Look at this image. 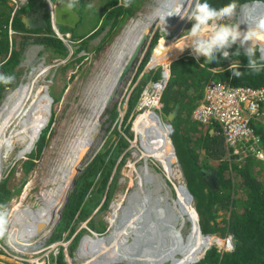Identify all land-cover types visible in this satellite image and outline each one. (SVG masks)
Here are the masks:
<instances>
[{
    "label": "rangeland",
    "instance_id": "374dc122",
    "mask_svg": "<svg viewBox=\"0 0 264 264\" xmlns=\"http://www.w3.org/2000/svg\"><path fill=\"white\" fill-rule=\"evenodd\" d=\"M87 2L93 7H95L96 10L101 8V2L99 0H87ZM162 3L163 2L160 0H147L144 3L142 9L136 14V16L127 21L119 30H117V33L112 35L108 40H105V38L108 34L109 26H107L106 29H103L100 35H98L96 38L90 40V43L86 49L78 52L76 51V48H74V50L71 52L72 55L68 53L69 57H66V59L53 56L50 52L44 51L43 47L38 44H33L31 42L28 44L25 52V60L15 68V70L17 71L18 69L23 68L25 66L24 72H19L18 74L22 73L20 78L17 80L14 79L13 84H11L8 88L3 89L1 93L2 99L0 100L1 126L5 121L8 112L12 108L13 103L17 100L19 87L22 85V83L28 84L30 81L33 82V99L31 102L32 107L30 112V116L32 115V118H29V125L26 135L22 140L20 139L21 141H18L16 143L15 148L13 149L7 160L4 162V169L2 173L4 177L9 179L8 188H11L12 191H14V196H12L11 199L14 197L16 198L20 194L22 195L25 191L26 186L30 184L27 198L25 200L18 199V201H16L15 203L17 205L18 203H21V207H19V214H21L25 218L26 215L23 213V211L38 210L44 205V199H52L55 194L51 195L50 193L55 188L57 189L61 183L63 184L61 180L54 182L53 175L55 174L56 170L59 174L61 173L60 169L62 167L63 169L67 168V165H65L64 162L65 160H67L66 156L70 149V146L68 147V145L73 144L79 138H90L93 140V146H90L89 149H87L86 153H84V157L82 158L80 165L75 168L76 170H80H75V172H79V174L81 175L83 169L92 161L97 151H99L101 147L102 152H106L109 148L114 149L115 146H117L118 144L120 136H122L121 132H123L124 127L129 126L133 128L134 125L132 124L136 122L137 118L140 115L144 114V112H141L138 115V113L135 114V112H133L134 109L131 110L130 107L135 101L133 100L132 105L130 104L131 106H128V109L131 114L125 116L126 119L122 125V120L119 121V119L121 118L120 113L122 115L123 110L125 109L124 105L127 101V94L128 92L130 93L131 89L135 86L136 81L139 79L140 75L143 72V69L149 61L148 55L143 60V64L141 63L140 65L138 63L134 66L132 73L125 80L124 84L121 86L117 95L111 103V107L115 104L117 105L116 107L118 114L115 115L116 119L112 124L114 125L113 127L109 125L113 122V119L115 117L111 118L112 116L109 115L108 111L105 112L104 110L101 115H98V120L94 119L96 114L93 112V110L97 107L96 104L99 103V98L102 100L105 94L103 87L102 89H99L101 91L98 90L97 92L96 86H99V82H103L105 79L108 80V83L104 84L105 86L110 84V82L112 81L113 78H110V62H108L109 54L112 55V53H114L112 48L114 45H116L118 38L123 35L124 30L131 23L135 24L138 18H142L143 21H146L148 19V16L154 13V8L157 7L160 9L163 5ZM167 3L169 4L168 1ZM246 3L239 4V6L237 7L236 14L234 15V17H232L233 22L239 23L240 11H243L245 7L248 8L255 6L260 8L261 10H264V5H251L243 7L242 5H245ZM75 7L76 6L74 4V9ZM169 7L170 6L168 5V8ZM80 21L81 22H79L76 30L72 31L75 36L74 39L87 35L90 29L93 27V24L95 23V18L91 17L87 19L85 17L83 18V20ZM154 22L155 25L157 24V26H159L158 29L160 31H158L156 34L160 36V42L152 47V53H155L157 49L160 48L164 40H174V38H176V40L172 44L173 46L168 48L166 51H163L166 52V54H171L172 57L175 58L176 55H178L176 51L180 50L185 45V40L182 36L185 31L192 27V22L190 21L187 28L184 29V31L180 35L175 34V37H168L165 32L161 31V29L166 24L165 21H162V16L157 17ZM252 22L253 21L249 19L247 20V23H245L242 19L241 25L243 26H241V29L244 30V28L248 27V24H251ZM155 25L153 26L154 29ZM175 27L172 28L174 29ZM59 29L63 33H65V31L67 30V28H64L61 25H59ZM178 32L179 31H177L176 33ZM11 34H14L13 30H11L10 35ZM75 44L77 43L75 42ZM185 48L188 49V47ZM70 49L71 48H69L68 50ZM186 49L183 50V53L186 51ZM159 55L160 56L157 59L156 65L159 64V61H161L162 55ZM78 59H81V61H78ZM173 62L174 61H172V69H174L175 67ZM69 63L70 66L65 69L64 67ZM148 68L155 69V63ZM117 69V67L114 69V73H116ZM155 72L156 71L153 70L152 76L155 74ZM172 72L174 73V71ZM152 76L147 80L143 79V83L139 85V88L135 91L136 99L142 89L146 86V84H148L150 81L156 80V78H152ZM52 98L54 99L53 101ZM92 106L93 108H91ZM159 116L162 119V116ZM49 117L52 122L50 123L51 126L49 127V129L43 132V138L45 139L46 143L42 151V157L37 159L35 161L36 163L34 162L33 169L27 172L23 165V161L26 159H21L19 155L20 153L25 154L28 150H30L31 146L36 143L39 132L42 130L43 126L47 124ZM168 117L169 116L162 119L167 130L170 129ZM115 126L116 129L114 130ZM110 127L111 129H113L111 130ZM82 132H84V134ZM135 134L136 132L133 133V138L131 139L134 145L129 144V146L124 150V152L118 156V159L114 165L112 173L116 172L118 163L122 160H125L120 168L119 174H117L118 180H115V183L112 187V191L109 192V199L111 200L108 207H104V201L106 197L103 198L102 194L100 193L94 192L90 199V192L87 198L84 201L82 200L83 203L79 202L78 199V196L82 193L80 190L76 193V197H72V199L74 198L75 203L79 202L81 205L80 207H84V212L85 214L87 213V216L89 217L87 218V220L79 223L78 225H74L75 229L72 235H70L69 232L72 229L73 225L70 226V230L66 231L62 237L63 239L65 238L64 240L67 241L69 246L68 256L66 257V261L69 264H182V261L184 260L193 259L191 258L189 251L191 244L194 242L195 231L197 230L201 235H203L200 232L198 226V215H196L195 209L192 212L188 213V215L186 216L184 226H181L182 230H180V232L175 235H171V242H169L168 240L166 241V238L161 235L162 237L160 238V240H164L165 243L167 242V245L171 243V249L167 250V247L164 249H160V245H157L156 248L159 249V253L157 252L158 254H155L154 251L151 257H145L143 259H139V257L143 256L144 254L142 252H144V248L146 247V240L149 241L151 240V238L147 239L149 238L147 236H145V238H142V236L137 233L133 234L129 238L131 234H127V228L121 226V224L124 223V218L130 216V213L128 214L130 208L133 209V212H131V216L133 217V219H137L140 221L142 218L141 213L137 210L136 206L133 205H135V203H138L145 208V199L142 196L136 198L133 193L136 192L139 187V177L146 176V172L144 171L145 167L150 169L149 172L151 174L149 175L152 176L151 184L149 182L147 186H152L151 188L153 189L152 195L154 200L155 197L159 198L160 196H165L166 194L169 195L168 199H171L172 196H175L173 187H176L174 186V184L179 185L184 180V177L180 175L182 174V171L179 167V164L174 165L173 168H177V171L180 176L176 178L175 176L174 178L170 177L168 171L165 169V162H157L156 160V148H145L143 143L140 141V137L136 138L137 134ZM137 139L138 144L136 141ZM166 142L168 143H166L168 148L167 150L168 152H171L172 144L170 137L166 139ZM144 153H146L147 155H145ZM169 182H171L172 185H170ZM16 189L21 190L19 192V190L16 191ZM64 197L65 191L62 194L61 201ZM4 198V203L6 204V206L3 207L2 211H4L3 213L5 215V218L1 220L0 224L3 226L2 233L6 234V230L11 225L10 220H12L10 219L11 217L8 214V209H11V205L14 202H12L11 199L10 201L9 197ZM177 198L178 195L173 199L176 200ZM133 199L135 200V203H133ZM88 200L90 201L88 202V204H86ZM128 200L130 201L129 204L127 203ZM188 200L189 203L194 206L192 198H190V196H188ZM66 203L67 202L64 203V206L66 205ZM100 203L103 205H101ZM64 206L59 208L57 211L55 209L51 211V213H54L52 222L56 223L57 221H59V219H61L60 215L61 212H63ZM178 206L180 208V203H178ZM71 210H73V207L71 208ZM82 212L80 211V214H82ZM158 212L162 217V221L157 226L158 230H160V227L163 226L162 223L165 224V221L167 220L169 214L166 213L167 217H165L163 216L164 214L162 211ZM224 214L225 212L223 210L219 212L220 217H218V221L222 220ZM78 216L79 213H76L75 220L76 218H78ZM113 216L115 217V220L120 222V226L119 224H113L111 226V224L113 223ZM148 219L149 218L147 217V220ZM69 221L71 220H69L68 218L67 222ZM148 221H150V219ZM21 222L27 224L30 222V220L22 219ZM70 223L71 222H69L68 224ZM92 231L97 232V234L101 236L93 235ZM121 231H123V233ZM77 233L81 234V239H79L80 242L76 246L74 252L70 253V245L72 244L74 237L75 235H77ZM164 234L167 235L168 233ZM107 236H110L112 239L115 240L117 244L116 250H127L131 248L133 252L141 253H138L136 255L132 254L131 252L125 253L123 251L121 252L124 255L123 257L115 254L113 255V257H110L108 255V252L110 250H103L100 247V241L102 240V237L109 238ZM122 236L129 239H124ZM213 236L218 237V235ZM15 239L18 240L17 237H15ZM205 239H208L210 241L211 238L205 237ZM220 240L222 242L226 239L221 238ZM144 242L145 244H143ZM220 244L221 243H219V245ZM208 245L206 247H208ZM221 248H227L225 242L221 244ZM200 253L199 255H197L196 259L201 255ZM152 257H154L155 259H152ZM0 258L3 259H0V261L4 262V260H6L5 257H3L1 254ZM191 261L192 260H190L189 262Z\"/></svg>",
    "mask_w": 264,
    "mask_h": 264
},
{
    "label": "trees",
    "instance_id": "16d2710c",
    "mask_svg": "<svg viewBox=\"0 0 264 264\" xmlns=\"http://www.w3.org/2000/svg\"><path fill=\"white\" fill-rule=\"evenodd\" d=\"M99 1L101 8L97 10L92 5L89 8L87 0V3L85 0L72 2L75 4V10L79 13L81 20L85 17L87 19L95 18V23L89 33L75 38L76 40L72 31L76 30L79 23L75 28L63 26L67 28L65 32L72 34V40L77 43L75 47L78 52L86 49L90 40L100 35L107 26H109V31L105 40H108L127 21L136 16L147 0H132L131 6L127 8L123 7L119 0ZM251 1L264 0H233L237 7L240 3ZM210 2L216 6H221L229 3L230 0H210ZM251 5L262 6V4H248L246 6ZM13 9L14 7L8 0H0V73L12 74L15 80L20 78L22 73H18L24 72L25 66L17 71L15 68L25 60L26 48L30 42L42 46L44 51L50 52L55 57H67V47L50 26L45 0H27L26 4L14 15L12 14ZM33 13L45 17L49 26L30 29L24 22V18ZM11 30L14 31V34L10 35ZM159 42L160 36L156 34L152 47ZM260 47L264 54L263 45ZM234 50L235 48L232 49V51ZM232 60L241 64L240 70L243 75L239 79L231 78V73L227 70L231 60H221L216 63L206 61V57H200L199 62H197L194 55L187 53L174 62L175 67L172 69L174 73L172 72L165 93L163 112L169 115L177 111L172 121L174 128L172 138L188 188L196 201L201 230L204 234L220 237L231 235L233 237V249L231 251L221 252L213 245L205 256L195 264H264V161L255 159L250 155L243 160L237 159V155H233L229 159L219 125L211 123L204 126L203 128L206 130L203 132L198 123L192 119L194 108L200 103L206 86L212 82L226 83L233 87L264 86V70L257 74L246 69L247 58L244 56H234ZM69 66L70 63L64 68ZM151 76L152 74L144 79L147 80ZM152 78H161L160 71L155 72ZM10 85H0V100L3 89ZM138 88L139 85L134 91ZM135 95L136 93L131 95L129 102L131 98L135 99ZM131 103L133 102L131 101ZM108 111L112 116L111 118L117 114L115 107ZM125 132L127 136L133 137L129 128H126ZM45 143L42 135L24 164L27 172L32 170L34 162L42 157ZM128 145V140L120 136L114 149L109 148L106 152L100 151L86 166L77 181L74 192L63 208L62 218L53 232L52 240L61 239L64 233L70 230L71 225L73 226L69 233L72 235L75 229L74 225L87 220L89 216L87 213L85 214L84 207H80L79 202L84 201L90 192V199L94 192L102 194L103 198L106 197L104 207H108L111 200L109 199V192L112 191L111 186L114 185L115 180H118L117 174H119L125 160L118 164L113 178H111L112 171L118 156L124 152ZM262 146L264 147V136H262ZM214 172L217 176L218 187L211 189L206 181ZM8 180V178L4 179L0 185L1 202L5 201L4 197L11 198L14 195V191L8 188ZM110 180L112 183L109 185ZM79 190L82 193L78 196L79 202L75 203L72 197H76ZM72 207L73 210H71ZM222 210L225 214L222 220L218 221L219 212ZM80 211H83L82 214ZM76 213H79V216L75 220ZM68 218L71 220L69 221L70 224L67 222ZM79 239H81V234L77 233L70 245V253L76 249L80 242ZM57 264H69L64 253L59 255Z\"/></svg>",
    "mask_w": 264,
    "mask_h": 264
},
{
    "label": "bare ground",
    "instance_id": "6f19581e",
    "mask_svg": "<svg viewBox=\"0 0 264 264\" xmlns=\"http://www.w3.org/2000/svg\"><path fill=\"white\" fill-rule=\"evenodd\" d=\"M160 1L163 2L162 3L163 5L160 9L155 7L154 13H152L150 16H148V19L146 21H143L142 18H140V19L138 18V20H136L137 22L135 24L131 23L124 30L123 35L120 38H118L116 45L113 46L112 50L114 53H112V55L109 54V60H108V62H110V64L108 63L110 65V78L112 77L113 79L111 78L112 81L110 82V84H108L106 86L104 84L108 83L107 79H105L103 82L100 81L99 86H96L97 92L99 89H102V87H103L105 94H104V97L102 100L99 98V103L96 104L97 107L93 110V112L96 114V116L94 118L95 120H98V115H101V113L103 112L104 102H105L107 96L109 95L110 88L113 86V84H114V82L118 76V73L122 70L125 62L129 58V56L132 53L137 42L139 41V39L143 35L146 26L151 25L152 23H154V20L157 17L162 16V21H165L166 24L161 29V31L165 32L168 37H171V36L175 37V34L180 35L184 31L186 25L188 24L189 20H187V18L181 19L179 15L173 14V13H179V12L183 11L186 14L188 12V10L191 8L190 0H160ZM167 1L169 2V4L167 3ZM252 3L264 5V1H258V2L253 1ZM168 5L170 6L169 8H168ZM165 9H167V10H165ZM168 15H170V16H168ZM259 16H264V10H261L260 8L255 7V6L248 7V8L245 7L243 9V11H241V14H240V17H242V19L244 20L245 23H247V20L251 19L253 21L254 18H257ZM242 19L240 18V23H241ZM171 25H172V27H175V26L176 27L173 29L171 27ZM241 26H243V25H241ZM158 27L159 26H157L156 28H158ZM246 29H247V27L244 28V30H246ZM158 31H160V30L158 29L156 31V33ZM177 31H179V32L176 33ZM156 33H155V35H156ZM175 40H176V38H174V40H171V39L164 40V42L162 43L160 48H158L155 53L153 52L154 54L152 53L153 55L151 54V50H150V52L146 53L149 56V61L147 62L145 68L143 69V72L140 75L139 79L136 81L135 86L131 89L130 93L128 92L127 100L128 99L130 100V97H131L133 91L135 90V88L141 84V82L144 78H146L147 76L152 74L153 70L158 72L159 66H161V64H165V66L168 67L169 63H171L172 60L176 59L177 57H179L180 55L183 54V50L186 48H184L182 51H181V49L177 50L176 52L178 55H176L175 58L172 57L171 54H166V52H163V51H166L168 48L172 47L173 46L172 44L174 43ZM259 43H260V45H263V49H264V41H260ZM151 49H152V44H151ZM159 54L162 55L161 61H159V64L156 65L157 59L160 56ZM154 63H155V69H152V68L149 69L148 67H150ZM116 67L118 69L116 70V73H114V69ZM104 78H106V77H104ZM32 91H33V82L32 81H30L28 84L22 83V85L19 87V90H18L17 100L13 103V106L10 109V111L8 112V114L5 118V121L0 126V178H1V175L3 173L4 162L7 160V158L9 157L11 152L13 151L16 143L18 141H21L24 138V136L26 135L28 125H29L28 124L29 118L30 119L32 118V115L30 116L31 107H32L31 102L33 99V97H32L33 92ZM99 91H101V90H99ZM8 97H9V95H8ZM126 103H127V101H126ZM91 108H93V106ZM120 116H121V118H123L125 116V112H123L122 115L120 113ZM133 128L137 134V137H140V141L143 143L145 148H153V147L156 148L155 149V157L157 158L156 160L158 162L159 161L165 162V169L169 173H171V177L180 176L181 174L179 175L177 168L174 169L172 166L173 160H174L173 159L174 151H173V149L171 152H168V150H167L166 139L169 137V135H168L169 129L167 130V128H166L165 124L163 123L161 117L152 110H145L144 114L140 115L137 118L136 122L134 123ZM82 133L84 134V132H82ZM41 134H42V130L39 132L38 136L40 137ZM89 139L88 138L87 139L86 138H79L73 144L68 145V147L70 146V149H69L68 154L66 156L67 160H65V162H64V164L67 165L66 166L67 168L63 169V167H62L60 169L61 173L58 174L57 170H56L55 174L53 175V181L54 182L61 180V182H63V184L61 183L62 185L60 184L57 189L55 188L50 193L51 195L55 194L52 199H50V200H46V198L44 199V205L42 207H40L38 210L30 211V212L23 211V213L26 215V218L24 216H22L21 214L15 213L14 218L12 220H10L11 225L9 226V229H8L9 231H12V235H15V237H17V238H18V236L25 237L26 235L27 236L28 235H34L37 237L39 232H41L43 230V228L46 225H48V223H50L51 216H52L51 211L53 209H55L57 211L62 206V204L64 203L63 201H64V199H65V197H66V195H67V193H68V191L72 185L74 173L76 170L75 168L78 167L79 163L81 162L82 158L84 157V153H86L87 149H89V147L91 146V140L92 139H90V140ZM137 141H138V139H137ZM149 170L150 169H148L147 167L144 168V171L146 172V176H144V177L140 176L139 177V187L137 189L138 192L136 191L133 193V195L136 198H139L142 196L145 199L144 200L145 208L142 205L135 203V200L133 199V203H135V205H133V206H136L137 210L142 215L141 220L139 221L137 219H133V217L131 216V212H133V209L130 208V211L128 212V214L130 213V216L126 217L127 216L126 215L125 216L126 218H124V223L121 224V226H124L127 228V230H128L127 234H131L129 236V238L135 233L142 236V238L143 237L145 238V236L149 237L147 239L151 238L152 241L146 240V244H145V242L143 243L146 245V247L144 248V252H142V253H144L143 256L139 257V259H143L145 257H151L152 254L154 253V251H155V254L157 252L159 253V249L156 248L157 245H160V249H164L166 247H167V250L171 249V246H170L171 243L167 245V242L165 243L164 240H160V238L162 237L161 235H163L166 238V241L168 240L169 242H171V239H170L171 235H175L178 232H180V230H182L181 226L182 227L184 226L186 216L188 215V213H190L194 210L193 206L190 203H188L189 202V200H188L189 195L186 192L184 184H182V188L177 187L178 198L176 200L173 199L172 202H169L168 201V198H169L168 194H166L165 196H160L159 198L155 197V200H154L153 195H152L153 194V189L151 188L152 186L151 187L147 186V184L149 182L151 184V178H152V176L149 175V174H151L149 172ZM139 173H140V171H139ZM178 180H180V179H178ZM64 191H65V197L61 201L62 194L64 193ZM157 192H158V190H157ZM42 198H43V194H42ZM42 201H43V199H42ZM127 203L129 204L130 201L128 200ZM178 203H180V208L178 206ZM13 211H15V207H14ZM158 211H162L164 214L163 216H165V217H167L166 213L169 214V216L167 217V220L165 221V224L162 223L163 226L160 227V230H158L157 226L162 221V217ZM147 215H149V216H147ZM147 217L150 219V221H148L149 219L147 220ZM114 218L115 217L113 216V218H112L113 223L111 224V226L113 224L118 225L120 223L119 221L115 220ZM22 219H29L30 222L27 224L26 223L24 224L21 222ZM31 220H33L32 223H31ZM11 222H13V223H11ZM33 222H35L34 223L35 226H33ZM155 222H156V224H155ZM119 226H120V224H119ZM198 226H199V223H198ZM121 232L123 233V231H121ZM200 232H201V230H200ZM164 233H168V234L165 235ZM92 234L95 236H101V235H98L97 232H93V231H92ZM107 237H109V238L102 237V240L100 241V247L103 250H107V249L110 250L108 252V255L110 257H113L114 254L123 257L124 255H123V253H121L123 251L125 253L131 252L132 254H136V255L138 253H141V252H133L131 250V248H129L127 250L126 249L125 250H121V249L116 250L117 244H116L115 240L112 239L110 236H107ZM123 238L129 239V238H125V237H123ZM210 238H211L210 241L208 239H205V237H203V235H201L196 230L194 242L191 244L190 251H189L191 258H193V259L184 260V261H182V264H191V263H194L196 260L200 259L203 252L207 249L206 246L208 245V243L211 244L213 242V237H210ZM16 242H18V241H16ZM219 242H221V240H219ZM14 247L19 249L18 244H16ZM199 253L201 255L196 259L197 255H199ZM99 255H100V253H99ZM152 259H155V258L152 257ZM190 260H192V261L189 262Z\"/></svg>",
    "mask_w": 264,
    "mask_h": 264
},
{
    "label": "clouds",
    "instance_id": "9594fccd",
    "mask_svg": "<svg viewBox=\"0 0 264 264\" xmlns=\"http://www.w3.org/2000/svg\"><path fill=\"white\" fill-rule=\"evenodd\" d=\"M45 1L47 3V10H48V14H49L50 26H51L52 30L54 31V33L57 36V33H56L55 29L53 28L52 22H51L50 4H49V2L53 6L55 26H56L57 30L62 34V36H63V38L65 40L60 38L59 36H57V37L60 40L63 41V43L65 44L67 49L71 48L70 50H68V53L71 54V52L74 50V48H76L75 47V43L72 40L71 35L68 32L63 33V32L60 31L59 24H57L56 19H55V6L61 0H45ZM74 1L75 0H73V1L65 0L64 3L67 4V7L69 9H74V4L71 3V2H74ZM8 2H10V1L8 0ZM26 2H27V0H26ZM76 2H78V0H76ZM190 2H191V8L188 10V12L186 14L183 11H181L179 13H173V14L179 15L181 19L187 18V20H189V23H190V21L192 22V27L190 29H188L187 31H185V33L182 36L184 38V40H185V45L181 48V50H183L185 47L190 48L192 50V53L194 54V58L197 60V62H199V58L200 57H206V61H211V62H216V63H218L221 60L222 61L231 60L232 62L229 63L227 70L231 73V78H235V79H239L243 75V72L240 70L241 69V64H237V63H235L232 60V57H234V56H244V57H246L247 58L246 69H248L249 71H251L253 73H257L258 74L262 70H264V54H262L261 51H260V43H259L261 40H264V16H259L257 18H254L253 22L251 24H248L247 29L246 30H242L241 29V23H240V18L241 17L239 16V23L233 22V20H232V17H234V15L237 12V4L235 2H233V0H230L229 3L223 4L221 6H216L214 3L210 2V0H190ZM119 3L122 4L123 7L127 8V7L131 6L132 0H119ZM25 4H23L22 6H24ZM249 4H255V3H252V1H251ZM11 5L14 7V5L12 3H11ZM88 7L91 8V5L89 4ZM19 9H17L16 12H18ZM14 10H15V8L13 9V13H12L13 15L16 14V12ZM240 14H241V11H240ZM168 16H170V15H168ZM189 23L186 25L185 29L187 28ZM47 25L49 26L48 23H47ZM152 25L154 26L155 22L152 23ZM156 27H157V24L155 25V29H156ZM233 48H235L234 51H232ZM182 56L183 55H180L179 58L182 57ZM68 57L69 56L67 55V58ZM63 59H66V57L63 58ZM176 60L177 59H174L172 61L175 62ZM201 65H203V64H201ZM170 69H171V73H170V78H169L168 83L170 82V79L172 77V62L170 63ZM158 71H160V73L162 72L161 66H159V70ZM14 79H15V77L12 74L0 73V85H4V86L10 85V84L13 83ZM156 80H158V79H156ZM167 88H168V84H167V86H166V88L164 90L165 93L167 91ZM165 93H164V95H165ZM133 94H135V91H133L132 96H133ZM138 98H139V95L137 96V99L136 98L134 99L135 101H134L133 105H132V103H130L131 101L133 102L132 98H131L130 102H129V99L127 100V103H125V105H124L125 109L123 108L124 109L123 112H125V116L131 114L129 109H128V106H131V105L132 106L130 108H131V110L134 109L133 112H135V114L138 113V115H139L141 112H143V111H140L138 109V106H139V99ZM53 100L54 99L52 98V101ZM105 102H106V100H105ZM105 102H104V106H103V108H104L103 111L105 110V112H106L109 109H112L114 107L117 109V107H116L117 105L116 104L111 107V103L112 102L110 103V105L108 107H105ZM163 106H164V104H163ZM163 106H162V108L160 110H155L154 112L157 113L158 115H161L162 119L167 117V116H169L170 129H169L168 135H169V137L171 139L174 155L175 154L177 155L176 148H175V145H174V142H173V138H172V134H173V130H174L172 121L174 120V118H175V116L177 114V111H174V112L170 113L169 115H166V113L163 112ZM194 111L192 113V119L195 122H197L198 124H203V123H199L197 120L194 119V117H193ZM173 114H175V116L172 118ZM109 115H110V112H109ZM164 115H165V117H164ZM125 116L123 118L119 119V121L122 120L121 125L124 123V121L126 119ZM115 119H116V117L113 119V122L109 126H112V127L114 126L112 124L114 123ZM119 121H117V122H119ZM51 122H52V120L49 117V120H48L47 124L45 126H43L42 134L40 135V137L38 136V139L36 140V143H34L31 146L30 150H28L25 154H21L20 153L19 156L21 157V159L22 158L26 159V160L23 161V165L29 159L30 154L33 152V150L35 149L38 141L41 139V137L43 135V132L45 130L49 129V127L51 126L50 125ZM211 123H216V122H211ZM211 123H208V124H211ZM216 124H218V123H216ZM132 125H134V123ZM126 128H129L130 132L131 131L133 132V130H134L132 127L127 126V127H124L123 132H121V131L120 132L122 133L123 138H126L128 140L129 144L134 145L132 143V141H131V139L133 137L131 138V137H129V136H127L125 134ZM110 129H111V127H110ZM115 129H116V126H115L114 130ZM101 148H100L99 151H97V153H99L101 151ZM144 154L147 155L146 153H144ZM174 158H175V160H174L172 166H174L176 164L180 165V163L178 162L177 156H174ZM84 169H83V171H84ZM181 171H182L181 176L184 177L183 179L185 181L186 178H185L183 169H181ZM114 174L115 173L112 174L111 178H113ZM169 176H171V175H169ZM79 177H78V179H79ZM4 179H6V177L1 175L0 185H1V183H2V181ZM184 181H182L181 184L178 187H182V184L187 185V187H188V184L186 183L187 181H185V182ZM29 186H30V184H28L26 186L25 191L23 192L22 195L21 194L18 195L19 197L18 196L16 198L14 197L15 199L14 198H12V199L9 198V200L11 199L12 202H14L11 205V209H10L11 212L8 209V214L11 217L10 219H13V217L15 216V213L19 214V207H21V203H18V205L15 204V203H16V201H18V199L25 200L27 198ZM176 189L177 188L173 187V191H174V195L175 196L171 197V199H168L169 202H172L173 198L177 197ZM20 190H19V192H20ZM70 196H69V199H70ZM69 199H68V201H69ZM193 201H195V198L193 199ZM195 203H196V201H195ZM5 206H6V204L4 202L0 201V223H1V220L5 218V215L3 213L4 211H2L3 207H5ZM62 206H64V203L62 204ZM14 207H15V211H13ZM30 211H32V210H29L28 212H30ZM195 211H196V209H195ZM196 214L198 215V222H199V226H200V229H201L200 218H199V214L197 213V211H196ZM60 218H62V217H60ZM59 221H60V219H59ZM59 221H57V223H59ZM34 223L35 222H33V226H34ZM57 225H55L54 222L48 223L47 227L44 228L41 232H39L37 237L44 236L45 238L47 237V239L49 241H54V240H52V235H53V232L56 229ZM2 228H3V226L0 224L1 231H2ZM8 229H9V227H8ZM201 232H202V230H201ZM202 234L204 236H206V237H209V238L213 237V242L211 244H209V246L203 252V254L204 253L206 254V252L213 245L216 246L221 252L227 251V250H224L223 248H221V244L224 243L225 241L223 240L222 242H219V240L221 238L222 239H226V238H228L231 235H228L226 237H220V236L214 237L213 234H204L203 232H202ZM61 239H63V238H61ZM61 239H58V240H61ZM232 239H233V237H232ZM219 243H221V244L219 245ZM229 251H231V250H229ZM203 254H202L200 259L196 260L194 263H191V264H195V263L199 262L205 256V254H204V256H203Z\"/></svg>",
    "mask_w": 264,
    "mask_h": 264
},
{
    "label": "built area",
    "instance_id": "2783aa9c",
    "mask_svg": "<svg viewBox=\"0 0 264 264\" xmlns=\"http://www.w3.org/2000/svg\"><path fill=\"white\" fill-rule=\"evenodd\" d=\"M14 5L15 12L26 0H9ZM50 4V16L52 26L57 36L64 39L57 30L54 20V10ZM65 40V39H64ZM192 54L190 48L182 54ZM161 64V78L150 81L139 94L140 111L160 110L164 104L165 88L170 78L169 66ZM193 117L199 123L208 124L216 122L221 128L222 136L227 147V155L230 159L237 155V159L243 160L248 155L264 161V86H231L226 83L212 82L207 86L204 100L194 111ZM6 230V229H5ZM3 234L0 229V254L6 260L1 264H57L61 253L68 256V243L64 239L49 241L44 236H18L12 231L6 230ZM18 241V242H16ZM227 248L233 249V239L229 236L224 240ZM18 244V248L14 246ZM1 259V258H0ZM3 260V259H1Z\"/></svg>",
    "mask_w": 264,
    "mask_h": 264
},
{
    "label": "water",
    "instance_id": "95a60500",
    "mask_svg": "<svg viewBox=\"0 0 264 264\" xmlns=\"http://www.w3.org/2000/svg\"><path fill=\"white\" fill-rule=\"evenodd\" d=\"M64 2H65V0H61L55 6V19H56V22H57V24H59L61 26H68V27H71V28H75L77 26V24L79 23V21H80L79 13L76 12L74 9H69L67 7V4L64 3ZM249 3L250 2L246 3L245 5H248ZM245 5H242V6H245ZM24 22L26 23V25L30 29H38V28H42V27L48 26L47 22L45 21V18L43 16L35 17V16H32V15H27L24 18ZM188 23H189V21H188ZM157 29L158 28L154 29L152 24L146 26L143 35L141 36V38L137 42L136 46L134 47L132 53L130 54L129 58L125 62L122 70L118 73V76H117L113 86L110 88L109 95H108V97L106 99V102H105V107H108L110 105V103L113 101V99L117 95L119 89L124 84L125 80L132 73V70H133L134 66L136 64H138V63L141 65L143 60L146 58V56H147L146 53L150 52V50H151V44H152V42L154 40L155 33H156ZM260 51L262 53V48L261 47H260ZM178 58H176V59H178ZM174 116H175V114L172 115V118ZM174 156H176V154ZM173 159L175 160L174 157H173ZM174 160H173V162H174ZM76 171H80V170L77 169ZM79 175H80L79 172L78 173L75 172V175H74V178H73V181H72V185H71V187H70V189H69V191H68V193H67V195H66V197L64 199V203L68 201L69 196L71 195V193L74 192V190L76 188V185H77V181H78V176ZM206 184L211 189H216L218 187L217 176H216L215 173L207 179ZM184 187L186 189L187 194L193 200L194 198H193L192 194L190 193L187 185H184ZM51 214H52V216H51L50 222L53 221L52 218H53V214L54 213L52 212ZM60 217H62V212H61ZM57 224L58 223L56 222L55 225H57ZM46 227H47V225L44 228H46ZM199 228H200V226H199ZM203 237H206V236L203 235ZM204 254H203V256H204Z\"/></svg>",
    "mask_w": 264,
    "mask_h": 264
},
{
    "label": "crops",
    "instance_id": "0c3cea01",
    "mask_svg": "<svg viewBox=\"0 0 264 264\" xmlns=\"http://www.w3.org/2000/svg\"><path fill=\"white\" fill-rule=\"evenodd\" d=\"M72 1V0H71ZM35 13H33L32 15H34ZM36 15H38V14H36ZM39 16V15H38ZM70 34V33H69ZM71 35V34H70ZM72 38V37H71ZM209 85V84H208ZM206 89H207V86H206V88H205V92H204V94H203V97H202V99H201V101H200V103L204 100V97H205V93H206ZM200 103L194 108V110L200 105ZM193 110V111H194ZM193 113V112H192ZM168 121H169V117H168ZM194 121V120H193ZM195 122V121H194ZM197 123V122H196ZM199 125V128L200 129H203V132L206 130V128H203L204 126H207V125H209V124H198ZM223 137V136H222ZM136 138H137V135H136ZM223 139H224V137H223ZM137 141V140H136ZM224 143H225V141H224ZM137 144H138V141H137ZM172 144V143H171ZM137 146V145H136ZM225 147H226V144H225ZM168 149V148H167ZM173 149V146H172V148H171V150ZM226 151H227V147H226ZM121 155V154H120ZM177 156V159H178V162L180 163V161H179V158H178V155H176ZM179 167L181 168V169H183L182 168V166H181V164L179 165ZM215 173V172H214ZM168 174L169 175H171V173H169L168 172ZM216 174V173H215ZM171 177V176H170ZM174 178V177H173ZM175 178H176V176H175ZM184 181V180H183ZM185 182V181H184ZM112 183V180H110L109 181V185ZM170 183V185H172V183L171 182H169ZM187 183V182H186ZM180 185V184H179ZM179 185H176V184H174V186L177 188ZM111 187H113V184H112V186ZM180 188H182V187H180ZM110 189V188H109ZM110 191V190H109ZM172 197H174V196H172ZM106 200V199H105ZM105 202V201H104ZM192 202H193V207L196 209V211H197V208H196V203H195V201H193L192 200ZM189 203V202H188ZM101 204V203H100ZM101 205H103V204H101ZM198 213V212H197ZM199 223V222H198Z\"/></svg>",
    "mask_w": 264,
    "mask_h": 264
},
{
    "label": "flooded vegetation",
    "instance_id": "af4514ba",
    "mask_svg": "<svg viewBox=\"0 0 264 264\" xmlns=\"http://www.w3.org/2000/svg\"><path fill=\"white\" fill-rule=\"evenodd\" d=\"M73 1V0H72ZM72 3V2H71ZM75 10V9H74ZM76 11V10H75ZM30 15H32V14H30ZM32 16H35V17H40V16H38V15H36V14H34V15H32ZM80 16V15H79ZM80 20H81V17H80ZM80 22V21H79ZM71 34V33H70ZM71 37H72V34H71ZM93 146V140H91V147Z\"/></svg>",
    "mask_w": 264,
    "mask_h": 264
}]
</instances>
